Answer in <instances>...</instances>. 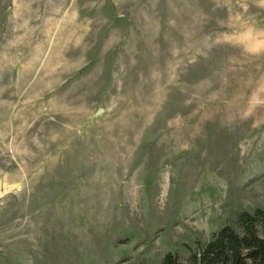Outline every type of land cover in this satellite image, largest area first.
Segmentation results:
<instances>
[{
	"label": "rangeland",
	"instance_id": "rangeland-1",
	"mask_svg": "<svg viewBox=\"0 0 264 264\" xmlns=\"http://www.w3.org/2000/svg\"><path fill=\"white\" fill-rule=\"evenodd\" d=\"M264 209V0H0V264H152Z\"/></svg>",
	"mask_w": 264,
	"mask_h": 264
},
{
	"label": "trees",
	"instance_id": "trees-1",
	"mask_svg": "<svg viewBox=\"0 0 264 264\" xmlns=\"http://www.w3.org/2000/svg\"><path fill=\"white\" fill-rule=\"evenodd\" d=\"M152 264H264V209L242 211L184 257L169 253Z\"/></svg>",
	"mask_w": 264,
	"mask_h": 264
}]
</instances>
